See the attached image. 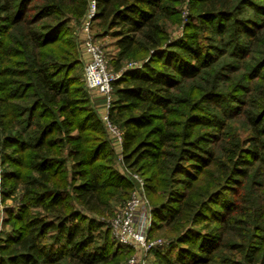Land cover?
Masks as SVG:
<instances>
[{
  "label": "trees",
  "instance_id": "obj_1",
  "mask_svg": "<svg viewBox=\"0 0 264 264\" xmlns=\"http://www.w3.org/2000/svg\"><path fill=\"white\" fill-rule=\"evenodd\" d=\"M185 5V35L170 41ZM87 8L0 0L1 193H24L0 264H123L131 252L85 214L134 189L110 166L74 74ZM94 20L96 38L115 40L116 72L144 61L113 83L109 116L124 131L123 162L146 177L150 237L166 229L172 240L153 251L157 264H264V3L97 0Z\"/></svg>",
  "mask_w": 264,
  "mask_h": 264
},
{
  "label": "built area",
  "instance_id": "obj_2",
  "mask_svg": "<svg viewBox=\"0 0 264 264\" xmlns=\"http://www.w3.org/2000/svg\"><path fill=\"white\" fill-rule=\"evenodd\" d=\"M97 0H92L85 14L82 35L89 60L85 66L84 79L89 89L95 90L106 98V112L103 121L114 140L115 151L120 154L119 162L123 163L124 131L111 122L109 111L113 94V83L127 69L112 75L108 68V61L103 50L97 45L90 33L91 21L95 18ZM122 175L135 182L130 198L116 215L110 220L108 228L112 237L121 245L139 249V254L131 257L127 264H147V257L158 248L170 243L157 239H149L152 226V207L145 192V183L137 175L120 171ZM142 253V254H141ZM141 254V255H140Z\"/></svg>",
  "mask_w": 264,
  "mask_h": 264
},
{
  "label": "rangeland",
  "instance_id": "obj_3",
  "mask_svg": "<svg viewBox=\"0 0 264 264\" xmlns=\"http://www.w3.org/2000/svg\"><path fill=\"white\" fill-rule=\"evenodd\" d=\"M91 1L92 0H88V7H89ZM256 2L257 3H264V0H256ZM87 10H88V8H87ZM86 13H87V11H86ZM187 16H188V9L185 5V6H183L181 13H180V16H179L180 23L178 26H176L173 29L171 36H170V41H176V40H180L183 38V36L185 35V27L184 26L187 22ZM84 18H85V15H84V17H82V19L80 20L79 24L75 27L74 32H73V39H74V42L77 46L76 50L78 52L79 59H80V66L75 68L74 74L77 75L81 85L85 89L84 91L88 95L89 107L92 110L97 112L99 118L101 119L102 130H103L104 134L106 135L107 139L110 141V143L114 149L115 156H116V159H115L116 162L114 160L113 164L110 166H112L118 172L124 171V172L130 173L132 175H137L140 179H142L143 182L145 183L144 189L146 192L147 199L149 201V205L152 207L151 204H153L154 202L152 200L151 195L149 196L147 193L146 177L143 176L142 171H137L136 168H134V169L130 168L124 162H123L124 164H122V162H119V159L121 156H120V154H118L115 151V144H114L115 142L112 138V135H110V133L108 132V129H107V127L103 121V116L105 115V112H106V110H105L106 109V101H107L106 98L104 96H102L100 93H98L97 91L89 89L88 86L86 85V82L84 79V73H85V66L89 60V56L87 54L86 47L84 44V36L82 35V32H81L83 22H84ZM94 23H95V20L93 19L91 21L90 33H91L92 37L94 38L95 42L97 43V45L103 50V52L106 56V59L108 61L109 71L112 75H114V74L118 73L114 70L113 65H112V59L115 58V55L117 53V49L114 46L115 40L111 37L96 38L95 34H96L98 29L94 27ZM86 55L88 56V58L85 57ZM228 61H230V60H228ZM143 64H144V61H136V62H132V63L127 62L124 64V69L125 70L127 69V71H133L135 69H140ZM235 78L237 79L238 76H235ZM118 79H116L115 81H117ZM229 85H230L229 82L222 84L223 97L225 95L224 93H227V91L229 90V88H230ZM113 102H114V91H113V94L111 97V103H113ZM219 102H220V107H219L220 112L222 113L223 110L225 108H227L226 101H219ZM221 113H220V117L222 116ZM111 122L120 128V125L118 123H115L113 120H111ZM72 133H76V131H72ZM220 156H222L221 150H220ZM5 167H6V165L4 164V162L2 160V154L0 152V239H4L7 236H10L12 234V232L14 231V227H12L11 224L6 223V220L8 219V213L10 211H13L14 213H16L19 210V208L22 206V201L24 199V193H23V190H21V189L13 197H11L9 199H5L3 197L2 193H1V184H2V178H3V173L5 170ZM213 169L214 168H212L210 170V168H209L207 171H210L209 173H212ZM192 170H194V169L192 168ZM207 179H209V178L206 176V181H207ZM134 187H135V182H134ZM129 198H130V196H127L124 201H116V200L111 201L109 209H107V211H105L103 214L97 215V214H91V213H87V212H85V214L91 218H94L95 220H97V222H101L104 224L106 223L105 225H106V227H108L110 220L116 215V213L119 211V209H121L124 206L125 202ZM149 239L151 241L161 239L167 243H170V244H168V247L172 245L171 244L172 243L171 237L167 233L166 229L156 231V232H154V234L152 233V237H150V235H149ZM128 248H130V247H128ZM130 249H131V252H129V254L127 255V260L123 264H127V261L131 257H133L134 255H138L140 252L139 249H134V248H130ZM147 264H157V262L155 261V256H154L153 252L151 253L150 256L147 257Z\"/></svg>",
  "mask_w": 264,
  "mask_h": 264
},
{
  "label": "crops",
  "instance_id": "obj_4",
  "mask_svg": "<svg viewBox=\"0 0 264 264\" xmlns=\"http://www.w3.org/2000/svg\"><path fill=\"white\" fill-rule=\"evenodd\" d=\"M85 57H86V58H88V56H87V55H86Z\"/></svg>",
  "mask_w": 264,
  "mask_h": 264
}]
</instances>
